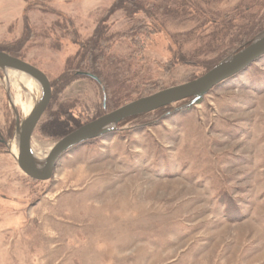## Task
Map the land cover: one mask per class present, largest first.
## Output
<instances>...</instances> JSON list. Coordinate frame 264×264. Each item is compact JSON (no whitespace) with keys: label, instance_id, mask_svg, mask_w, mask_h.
Wrapping results in <instances>:
<instances>
[{"label":"rangeland","instance_id":"1","mask_svg":"<svg viewBox=\"0 0 264 264\" xmlns=\"http://www.w3.org/2000/svg\"><path fill=\"white\" fill-rule=\"evenodd\" d=\"M114 1L0 0V46L21 37L18 58L50 84L67 74L56 102L83 124L202 76L264 28V0H191L198 13L154 20L107 13ZM96 28L99 82L67 70L78 54L87 63L81 45ZM12 78L0 70V264H197L212 249L202 264H264V55L193 103L125 118L70 148L44 181L8 150L6 80L20 118L38 92ZM36 128L32 148L61 138Z\"/></svg>","mask_w":264,"mask_h":264},{"label":"water","instance_id":"2","mask_svg":"<svg viewBox=\"0 0 264 264\" xmlns=\"http://www.w3.org/2000/svg\"><path fill=\"white\" fill-rule=\"evenodd\" d=\"M264 55V28L257 33L243 48L223 58L202 76L191 81L171 86L151 95L130 101L96 119L85 123L53 143L44 158L37 157L32 149L31 139L38 122L46 112L51 100V84L47 75L32 64L0 51V70L5 74L10 71L23 73L37 85L38 92L32 107L26 116L20 118L17 108L10 96L7 80L5 90L14 114V132L8 145L20 170L28 177L44 181L48 180L53 168L70 148L87 140L100 137L117 129L123 119L148 113L174 102L192 98L193 103L206 94L211 88L234 76ZM87 76L99 82L98 78L89 73ZM3 142H5L3 140ZM16 145L17 154L11 152V145Z\"/></svg>","mask_w":264,"mask_h":264},{"label":"trees","instance_id":"3","mask_svg":"<svg viewBox=\"0 0 264 264\" xmlns=\"http://www.w3.org/2000/svg\"><path fill=\"white\" fill-rule=\"evenodd\" d=\"M168 1H172L174 7H169ZM191 0H167V2L158 3L157 1H149V0H115L113 4L110 6V9L107 11V13L111 14L112 12H115L119 9H122L124 13L128 16H134L138 14H144L147 18L153 19L155 17V14H157L158 11L169 13L172 12L176 15H189L190 11L198 13V10L195 8L194 10L190 9L191 6ZM176 6V7H175ZM152 12V14L148 13V10ZM142 23V20L140 21ZM99 27V25L97 26ZM101 30L104 32H107V27H102ZM98 31L96 28L95 33L90 35V37L86 40V43H82V51H86L85 57L87 58V63L84 65L82 63V60L80 61V55L78 54L76 57L71 58L72 60L69 61L67 70L71 71L70 73L78 74V72H84L82 70H85L84 68H87V72H90L97 78L100 77L98 73L96 72V68L98 64L100 65L101 62H98L96 60V55H99L102 49L101 45H98V42L96 41ZM101 36V35H100ZM110 35H108L109 37ZM252 38H250L246 43L248 44L251 41ZM24 39H21V37L17 38L16 40H12L10 42L11 45L6 44V47L0 46V51H4L8 53L9 55H12L14 57H20V55L17 53V51L20 48V45L23 43ZM76 45L79 43L74 42ZM8 45V46H7ZM101 46V47H100ZM239 47V49H241ZM237 49V50H239ZM178 58V54H177ZM225 58V57H224ZM75 59V60H74ZM179 60V59H178ZM207 63L204 65L206 66ZM78 68L73 69L72 68ZM69 76V75H68ZM99 79V78H98ZM68 78L67 74H63L60 77L57 78V81L52 80L51 81V102L48 107L47 114L44 118H42L38 125H37V131L42 135L44 138H60L65 136L66 134L70 133L71 131L77 129L81 125H83V121H87V117H81L79 119H75L72 115L73 113V106L69 105H63V104H57L56 95H60V92L62 90V87L66 84ZM100 80V79H99ZM121 123V122H120ZM111 133V132H110ZM108 134V133H107ZM68 151V150H67ZM66 151V152H67ZM64 153L62 154V156ZM241 218V217H239Z\"/></svg>","mask_w":264,"mask_h":264},{"label":"bare ground","instance_id":"4","mask_svg":"<svg viewBox=\"0 0 264 264\" xmlns=\"http://www.w3.org/2000/svg\"><path fill=\"white\" fill-rule=\"evenodd\" d=\"M11 74H13V78L16 82L19 80H22V82H27V80L30 79V77H28L27 75L20 73V72H16V71H10ZM16 74H22V75H16ZM37 86V85H36ZM38 88V87H37ZM29 98V97H28ZM32 103H33V99L29 98L27 101V106L25 108V114H23V116H26L28 114V112L30 111L31 107H32ZM45 148V147H44ZM51 147H48L45 151L42 149L41 144H37L35 145L32 149L34 154L39 157V158H44L45 155L48 153V151L50 150ZM11 152L16 155L17 154V149H16V145L13 144L11 145Z\"/></svg>","mask_w":264,"mask_h":264},{"label":"crops","instance_id":"5","mask_svg":"<svg viewBox=\"0 0 264 264\" xmlns=\"http://www.w3.org/2000/svg\"><path fill=\"white\" fill-rule=\"evenodd\" d=\"M225 216V218L226 219H228L227 218V216L226 215H224ZM238 222V221H237ZM233 223V222H232ZM210 256H215V254L217 253V250H215V249H212V250H210L209 252H207ZM208 254H205V255H208ZM205 255L203 254V253H200L199 254V252H196L195 254H194V257H195V259L197 260L198 259V261L200 260V258H202L199 262H197V264H202V262L205 260V258L206 257H209V255L208 256H206L205 257ZM173 261H174V259H172V260H168V262H166V263H164V264H172L173 263Z\"/></svg>","mask_w":264,"mask_h":264}]
</instances>
